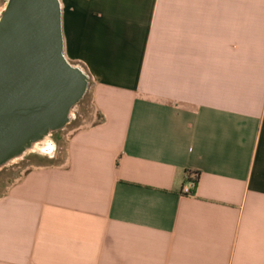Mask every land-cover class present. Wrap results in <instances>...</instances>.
<instances>
[{"label":"crops","instance_id":"1","mask_svg":"<svg viewBox=\"0 0 264 264\" xmlns=\"http://www.w3.org/2000/svg\"><path fill=\"white\" fill-rule=\"evenodd\" d=\"M60 5L95 119L0 195V264H264V0Z\"/></svg>","mask_w":264,"mask_h":264},{"label":"water","instance_id":"2","mask_svg":"<svg viewBox=\"0 0 264 264\" xmlns=\"http://www.w3.org/2000/svg\"><path fill=\"white\" fill-rule=\"evenodd\" d=\"M35 11L0 31V167L66 125L88 85L64 59L59 0H38Z\"/></svg>","mask_w":264,"mask_h":264},{"label":"rangeland","instance_id":"3","mask_svg":"<svg viewBox=\"0 0 264 264\" xmlns=\"http://www.w3.org/2000/svg\"><path fill=\"white\" fill-rule=\"evenodd\" d=\"M59 4H61V0H59ZM1 12L2 0H0V13ZM80 71L83 72L82 70ZM67 118V124L61 129L50 133L31 146L25 153L10 159L0 168V195L26 173L27 170L36 166L54 163L59 160V157H55V154L63 153L65 142L69 134L75 128L87 125L95 119L90 98L88 96L83 97L68 111Z\"/></svg>","mask_w":264,"mask_h":264},{"label":"flooded vegetation","instance_id":"4","mask_svg":"<svg viewBox=\"0 0 264 264\" xmlns=\"http://www.w3.org/2000/svg\"><path fill=\"white\" fill-rule=\"evenodd\" d=\"M38 0H2V12L0 13V31H5L9 22L15 16L17 20H23L27 12H36L35 7ZM22 53H28L25 46ZM2 126L0 125V157L2 155ZM1 168V167H0Z\"/></svg>","mask_w":264,"mask_h":264},{"label":"built area","instance_id":"5","mask_svg":"<svg viewBox=\"0 0 264 264\" xmlns=\"http://www.w3.org/2000/svg\"><path fill=\"white\" fill-rule=\"evenodd\" d=\"M195 186V180L186 183L181 189V194L185 196H192V190L195 188Z\"/></svg>","mask_w":264,"mask_h":264}]
</instances>
